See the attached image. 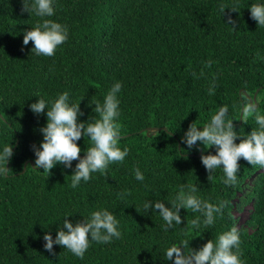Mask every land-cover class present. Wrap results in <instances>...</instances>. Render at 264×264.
Listing matches in <instances>:
<instances>
[{"label":"trees","instance_id":"trees-1","mask_svg":"<svg viewBox=\"0 0 264 264\" xmlns=\"http://www.w3.org/2000/svg\"><path fill=\"white\" fill-rule=\"evenodd\" d=\"M252 2L56 0L51 19L68 26V39L53 56H37L23 35L40 17L22 13L21 0H0V146L13 145L6 165L12 172L0 178V264H172L165 255L172 244L189 240L188 247L198 249L233 226L244 264H264V167L241 158L237 182L226 185L222 168L209 174L200 159L215 147L188 149L181 140L190 123L202 129L222 104L229 105L240 135L258 127L254 113L241 116L257 89V110L264 113V26L251 18ZM213 78L216 90L209 95ZM117 80L125 159L76 188L72 168L62 163L49 172L33 169V145L39 146L47 119L29 108L35 96L54 99L69 91L70 101L82 98L80 119L91 120L99 116L92 102L102 103ZM77 143L83 156L92 142L82 135ZM137 167L144 181L135 179ZM181 184H196L202 199L226 202L213 225H193L200 213L181 209V225L166 231L158 210L143 208L156 199L170 206ZM239 192L242 201L235 205ZM250 200V219L237 226L234 208ZM100 207L119 219L118 239L92 241L83 259L57 244L53 252L44 248V233L54 238L66 213L70 221H83Z\"/></svg>","mask_w":264,"mask_h":264},{"label":"clouds","instance_id":"clouds-1","mask_svg":"<svg viewBox=\"0 0 264 264\" xmlns=\"http://www.w3.org/2000/svg\"><path fill=\"white\" fill-rule=\"evenodd\" d=\"M21 3L22 13L27 12L40 17L34 26L24 30L23 44L27 45L31 40L33 42L31 53L37 56H53L69 35L66 24L51 19L55 14L56 0H21ZM226 8H222V11L224 12ZM248 8L251 18L257 25L264 26V0H253ZM228 9L236 10L234 7ZM226 22L235 24L231 16H228ZM212 62L209 60L205 63L210 65ZM193 75L196 76L197 73L193 72ZM199 75H204L203 70ZM121 88L122 82L117 80L107 90L102 103L92 102L95 113L99 116L92 117L91 120L80 119L84 115L80 108L82 98L79 102L70 101L69 91L60 92L54 99L36 95V100L29 104V108L35 114L44 113L47 119L40 128L43 138L39 146L33 145L35 157L33 169L42 168L43 171L49 172L58 163H62L65 168H72L70 183L76 188L81 181H89L92 173L97 171L103 173L111 163L123 161L129 149L126 145L121 148L119 143L122 138L118 120ZM215 90L213 78L207 91L212 95ZM244 111L254 113L258 125L246 135H240L235 129L233 120L229 118V105L222 104L210 119L202 124V129L192 122L181 137L188 149L201 145L204 148L215 147L214 153L202 152L200 159L209 174L217 168H222L223 183L226 185H234L237 182V173L240 170L238 161L241 158L251 165L264 167V113L258 111L256 103L252 101L246 102ZM82 135L87 136L92 142L91 146L84 149L83 156L80 155L82 149L77 143ZM238 137L243 138L237 143ZM12 155L11 143L0 146V178L8 177L12 172V169L6 166ZM74 160L76 163L73 167ZM134 176L138 181L145 179L139 167L134 169ZM197 188L196 184H181L175 198L168 201L170 206H166L165 199H156L145 200L143 208L146 211L158 210L165 222L163 227L166 231L175 225H181V209L200 213V216L191 221L193 225L200 222L204 225H213L217 216L223 214L226 202L213 203L202 199ZM70 215L72 214H65L62 224L56 227L54 238L51 232L44 233L43 246L49 252H53V245L57 244L83 259L92 241L108 243L121 236L120 221L108 208L100 207L93 210L88 217H83V221H70L67 219ZM188 241H181L179 245L174 243L167 248L165 255L172 264H244L239 251L240 232L235 226L219 233L215 241L209 239L198 249L188 247Z\"/></svg>","mask_w":264,"mask_h":264},{"label":"rangeland","instance_id":"rangeland-1","mask_svg":"<svg viewBox=\"0 0 264 264\" xmlns=\"http://www.w3.org/2000/svg\"><path fill=\"white\" fill-rule=\"evenodd\" d=\"M252 180L253 178L248 179V186H247L248 189H250L252 186ZM240 196H242V193L239 192L238 195L234 199V201L236 200L235 205H237L239 202L242 201L240 198H238ZM253 203L254 201L250 200L244 203L242 208H239L238 206L234 208V215L237 218V226L247 224V221L250 219V214H251V209L253 207Z\"/></svg>","mask_w":264,"mask_h":264},{"label":"water","instance_id":"water-1","mask_svg":"<svg viewBox=\"0 0 264 264\" xmlns=\"http://www.w3.org/2000/svg\"><path fill=\"white\" fill-rule=\"evenodd\" d=\"M258 91H259V89L256 90V92L254 93L253 97H249L250 101H252V102L255 101L256 105H258L257 101H256L257 95H258ZM243 113H244V104H243V107H242L241 116H242ZM31 163L33 164L32 160H31ZM25 169H26V165L24 166L23 171H25Z\"/></svg>","mask_w":264,"mask_h":264}]
</instances>
